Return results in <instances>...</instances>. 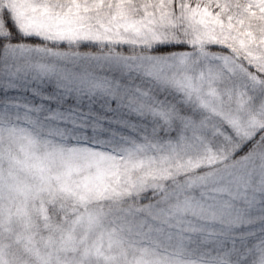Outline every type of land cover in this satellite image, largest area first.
<instances>
[{"label":"snow or ice","instance_id":"6c2138e0","mask_svg":"<svg viewBox=\"0 0 264 264\" xmlns=\"http://www.w3.org/2000/svg\"><path fill=\"white\" fill-rule=\"evenodd\" d=\"M0 264H264V0H0Z\"/></svg>","mask_w":264,"mask_h":264}]
</instances>
